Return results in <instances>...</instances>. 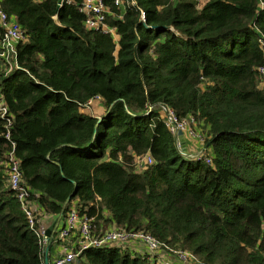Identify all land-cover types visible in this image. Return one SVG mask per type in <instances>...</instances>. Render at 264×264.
I'll list each match as a JSON object with an SVG mask.
<instances>
[{
	"label": "trees",
	"instance_id": "obj_1",
	"mask_svg": "<svg viewBox=\"0 0 264 264\" xmlns=\"http://www.w3.org/2000/svg\"><path fill=\"white\" fill-rule=\"evenodd\" d=\"M57 2L0 0L24 37L14 67L0 59V264H42L7 186L10 142L42 220L75 201L96 231H143L205 264H264V0H103L111 33L84 30L81 0ZM159 106L195 119L209 164L179 155ZM147 259L114 244L77 257Z\"/></svg>",
	"mask_w": 264,
	"mask_h": 264
},
{
	"label": "built area",
	"instance_id": "obj_2",
	"mask_svg": "<svg viewBox=\"0 0 264 264\" xmlns=\"http://www.w3.org/2000/svg\"><path fill=\"white\" fill-rule=\"evenodd\" d=\"M109 1L112 6L118 8L126 4V0ZM259 7H264V4L259 3ZM77 11L83 16L82 25L84 30L100 33L112 32L105 24L107 7L104 5L103 0H81ZM23 40L24 37L20 28L0 10V59L3 60L2 62L6 66L5 71H9L15 66V46ZM257 46L263 54L262 64L256 69L259 87L262 88L264 87V38L260 37L257 39ZM87 105H89V102ZM158 110L162 114L164 127L174 138V146L179 155L185 160H203L205 164H209V159L205 156L206 146L203 145V139L197 130L198 125L195 119L193 117H187L178 120L172 111L165 106H159ZM0 119L4 121V128L6 130L4 139L9 141L7 128L10 125V118L1 98ZM177 132L182 134L183 140L191 144L189 151L186 148V153H180L178 150V144L175 138ZM195 142L199 144L196 150L192 147ZM12 148L13 144L10 142V149L3 163L7 169V186L13 192L19 210L25 218L27 227L36 238L42 251L46 244V237L44 236L46 227L43 225V220L39 216L40 212L37 205L29 196V191L20 182L18 164L13 157ZM150 163L151 159L148 156L136 157L133 161L134 166L138 169ZM59 220H61V223L58 227H56V224H53L52 233L54 240L61 244L62 253L50 263L42 259V264H71L76 262L78 254L88 247L114 244L130 249L134 243L142 245L144 248V251H138L137 253L148 254L147 260L153 261L155 264H205L200 262L190 252L169 248L164 243L143 231H125L117 228L96 231L95 225L92 223V217L86 216L85 214H78L75 201L68 206L63 215L61 214L58 217Z\"/></svg>",
	"mask_w": 264,
	"mask_h": 264
},
{
	"label": "crops",
	"instance_id": "obj_3",
	"mask_svg": "<svg viewBox=\"0 0 264 264\" xmlns=\"http://www.w3.org/2000/svg\"><path fill=\"white\" fill-rule=\"evenodd\" d=\"M88 112H90L91 115H97L99 113V109L97 110L96 113H94V111H92V108L89 109ZM197 130L201 131L199 126L197 127ZM184 143H185L186 148H188V151H189L191 144L185 140H184ZM192 147L194 150H196V148L199 147V144L195 142V143H193ZM50 223L56 224L57 225L56 227H58L61 223V220L58 221V216H55V217L47 216L45 219H43V225L45 227H48ZM109 229H112V228L110 225H107V228H105L103 230H99V231H104V230H109ZM52 236H53V233H52V229H51V242L49 244L48 250L46 252H44V247H43L42 251L40 249V253H41V257H42L43 261L46 260L48 263L52 262L54 259L59 257L60 254L62 253L61 252V248H62L61 244L59 242H57L56 240H54V236L53 237ZM129 251L134 253V252H138V251H144V248L142 245L134 243V245L130 247ZM76 262H78V261H76ZM76 262L71 263V264H75Z\"/></svg>",
	"mask_w": 264,
	"mask_h": 264
},
{
	"label": "water",
	"instance_id": "obj_4",
	"mask_svg": "<svg viewBox=\"0 0 264 264\" xmlns=\"http://www.w3.org/2000/svg\"><path fill=\"white\" fill-rule=\"evenodd\" d=\"M61 3V0H58L57 2V8H59ZM177 144H178V150L180 153H186V147H185V143L182 137V134L180 132H177L175 135ZM70 196H72V193L70 195H68V197L66 198L65 202H67L70 198ZM62 211L60 212V214L58 215V217H60ZM53 227V224L50 223L48 227H46L45 231H44V236L46 237V244L44 246V252H46L48 250L49 244L51 242V229ZM75 264H79L78 262H76Z\"/></svg>",
	"mask_w": 264,
	"mask_h": 264
},
{
	"label": "rangeland",
	"instance_id": "obj_5",
	"mask_svg": "<svg viewBox=\"0 0 264 264\" xmlns=\"http://www.w3.org/2000/svg\"><path fill=\"white\" fill-rule=\"evenodd\" d=\"M98 109H99L98 103L94 104L92 111H94V113H96ZM135 168L138 169L137 167H135Z\"/></svg>",
	"mask_w": 264,
	"mask_h": 264
}]
</instances>
